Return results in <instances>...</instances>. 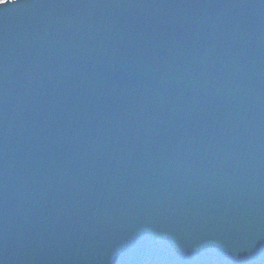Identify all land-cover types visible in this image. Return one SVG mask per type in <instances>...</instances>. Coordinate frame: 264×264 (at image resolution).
I'll return each mask as SVG.
<instances>
[{"label": "water", "instance_id": "95a60500", "mask_svg": "<svg viewBox=\"0 0 264 264\" xmlns=\"http://www.w3.org/2000/svg\"><path fill=\"white\" fill-rule=\"evenodd\" d=\"M0 264H264V0L0 4Z\"/></svg>", "mask_w": 264, "mask_h": 264}, {"label": "snow or ice", "instance_id": "6c2138e0", "mask_svg": "<svg viewBox=\"0 0 264 264\" xmlns=\"http://www.w3.org/2000/svg\"><path fill=\"white\" fill-rule=\"evenodd\" d=\"M3 3H5V0H0V4H3Z\"/></svg>", "mask_w": 264, "mask_h": 264}, {"label": "trees", "instance_id": "16d2710c", "mask_svg": "<svg viewBox=\"0 0 264 264\" xmlns=\"http://www.w3.org/2000/svg\"><path fill=\"white\" fill-rule=\"evenodd\" d=\"M7 1H10V0H5V2H7Z\"/></svg>", "mask_w": 264, "mask_h": 264}]
</instances>
